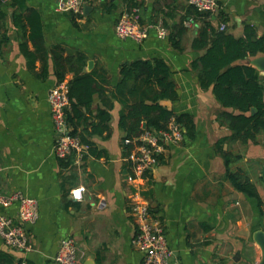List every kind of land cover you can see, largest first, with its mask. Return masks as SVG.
<instances>
[{
    "label": "crops",
    "instance_id": "obj_1",
    "mask_svg": "<svg viewBox=\"0 0 264 264\" xmlns=\"http://www.w3.org/2000/svg\"><path fill=\"white\" fill-rule=\"evenodd\" d=\"M218 1L220 9L210 14L217 31L224 21L225 33L246 43L264 37V0ZM57 3L0 1V192L20 190L39 204L38 220L27 225L32 250L10 247L0 237V264H56L53 256L65 237L77 243L76 264H143L144 253L133 241V172L120 126L127 108L116 85L123 62L155 57L171 67L178 93L161 102L175 114L192 116V130L183 125L184 140L169 145L144 190L165 224L171 262L261 264L263 249L254 235L264 231V128L255 141L227 139L232 131L221 113L239 110L224 106L212 86L201 85L200 67L193 63L207 47L194 46L203 21L190 13L189 0H90L78 15L57 10ZM133 7L142 23H161L165 34L154 26L143 41L120 38L116 22ZM180 25L175 45L170 32ZM238 46L222 43L225 52ZM263 55L240 56L232 64L255 67L264 86V69L254 63ZM77 69L95 79L78 131H100L89 136L94 153L61 158L54 152L49 93L59 82H71ZM229 172L249 179L257 195L237 188ZM80 185L85 190L75 199L71 190ZM0 213L16 218L17 203L0 205Z\"/></svg>",
    "mask_w": 264,
    "mask_h": 264
},
{
    "label": "trees",
    "instance_id": "obj_2",
    "mask_svg": "<svg viewBox=\"0 0 264 264\" xmlns=\"http://www.w3.org/2000/svg\"><path fill=\"white\" fill-rule=\"evenodd\" d=\"M132 2L131 5L137 4L136 1ZM189 10L194 14L193 17L203 21V26L194 40V46L207 47V50L193 63L195 68L200 67L201 85L206 88L212 86L215 96L224 106L239 110V112L223 111L221 113L232 131L227 139L242 142L255 141L258 132L264 128V86L255 67L247 64H232V61L240 56L264 51V37L246 43L243 39H237L225 33V29L218 28L217 31V27L212 22V15L209 13L198 11L192 5ZM183 30L184 26L180 25L176 31L170 32L175 45L180 38L178 34ZM222 43L239 46L237 50L230 48L225 52L222 49ZM77 60L79 63L84 62L85 55L79 54ZM79 71L80 69H77V75L68 83L70 107L66 108V115L69 132L78 135L81 141L88 145V150L83 155L85 157L88 153H94L90 134L97 133L100 129L94 126L90 131L88 129V131H78L77 125L83 121L85 114L82 106L89 108L90 103L86 96L91 91L95 80L92 74H79ZM116 91L124 97L127 108L120 119V126L125 131L124 138L136 136L144 128L155 132L164 129L173 115L186 127L187 132L192 130L190 114H175L171 108L161 102L164 99L174 100L178 97L171 67L163 58L123 62ZM253 107L256 111L252 110ZM103 112L101 118L105 119L108 113ZM229 178L237 188L251 195H257L256 187L249 179L241 180V176L236 172H229Z\"/></svg>",
    "mask_w": 264,
    "mask_h": 264
},
{
    "label": "built area",
    "instance_id": "obj_3",
    "mask_svg": "<svg viewBox=\"0 0 264 264\" xmlns=\"http://www.w3.org/2000/svg\"><path fill=\"white\" fill-rule=\"evenodd\" d=\"M89 1L58 0L57 10L78 15L83 12L84 5ZM189 4L198 11L209 14L216 13L220 9L218 0H189ZM140 16L138 7L125 9L116 22V34L123 39L143 41L154 26L160 35L165 34L166 29L161 23H142ZM225 28L226 23L221 22L219 29ZM49 102L55 131V154L63 158L75 153L78 158H82L88 150V145L83 143L78 135L69 132L66 108L70 104V99L66 81L59 82L51 89ZM184 136L183 124L173 115L166 128L156 132L144 128L140 134L123 140L127 151L125 160L128 161L133 172L131 176L133 186L128 194L130 212L137 225V233L133 241L144 253L143 264H178L170 260L173 251L168 243L165 224L151 211L144 190L150 171L161 161L169 145L180 144ZM84 190L83 185L73 188L72 197L81 199ZM14 203L18 205L16 218L7 213H0V237L10 247L22 251L32 250V238L27 225L35 223L39 218L38 200L20 190L0 192V205L10 206ZM53 260L56 264L77 263V243L73 237L61 239ZM20 264H26L25 260Z\"/></svg>",
    "mask_w": 264,
    "mask_h": 264
},
{
    "label": "water",
    "instance_id": "obj_4",
    "mask_svg": "<svg viewBox=\"0 0 264 264\" xmlns=\"http://www.w3.org/2000/svg\"><path fill=\"white\" fill-rule=\"evenodd\" d=\"M88 5L85 4L84 5V11H86ZM93 61L90 60L89 61V66L92 65ZM254 63L255 65L260 68V69H264V55L257 57L256 59H254ZM255 110V109H254ZM254 238L256 239V241L259 242V244L262 246L263 249V257H262V261L261 264H264V231L259 230L255 233Z\"/></svg>",
    "mask_w": 264,
    "mask_h": 264
}]
</instances>
